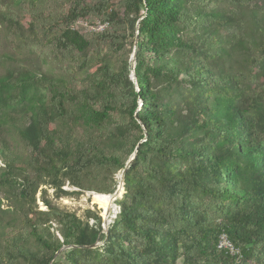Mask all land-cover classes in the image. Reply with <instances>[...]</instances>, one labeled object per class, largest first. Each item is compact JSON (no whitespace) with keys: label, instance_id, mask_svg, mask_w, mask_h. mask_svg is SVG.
Here are the masks:
<instances>
[{"label":"trees","instance_id":"trees-1","mask_svg":"<svg viewBox=\"0 0 264 264\" xmlns=\"http://www.w3.org/2000/svg\"><path fill=\"white\" fill-rule=\"evenodd\" d=\"M134 152L106 237L41 188L106 218ZM0 162V264H264V0H0Z\"/></svg>","mask_w":264,"mask_h":264},{"label":"rangeland","instance_id":"rangeland-1","mask_svg":"<svg viewBox=\"0 0 264 264\" xmlns=\"http://www.w3.org/2000/svg\"><path fill=\"white\" fill-rule=\"evenodd\" d=\"M24 7H26V6L25 5L22 6V8H24ZM15 12H18V15H17L18 19L26 26L27 22L30 20V16L27 13V11L26 10L22 11V10L15 9ZM77 25H78V28L82 30V32H90L91 31L90 30V26L91 25H86L85 23H82V22H78ZM4 41L5 40L2 39L1 44ZM2 47H3L4 50H7V51L14 50V47L12 45H10L8 43H5V42L2 44ZM29 66L30 67H34V66H38V64L29 63ZM140 106H141V102L139 101V105H138L137 110H139ZM0 164H1V162H0ZM120 174L121 173L116 175L117 185H118ZM41 188L46 189L47 197L58 208L63 209V210H67V211H70V212H74L81 219H85L86 210H91L95 214H97V215H99L101 217V220H102V223H103V220L105 218L102 216L101 209L98 208V205L92 203V194L90 192H80L79 194H71V195L60 197V198H54L53 189L50 188V186H42ZM63 188L65 190H69V191L70 190H78L77 188L70 187L68 185L67 181L64 183ZM94 202H96V201H94ZM36 203H37L38 209H40V210L46 209V207L40 201V192H38L36 194ZM7 204L8 203L6 201L2 200L1 207L2 208H6ZM115 207H117V205H116L115 201H113L111 209H113V211H114ZM111 213L113 214L114 212H111ZM112 214H110V215H112ZM90 222H92V220H90Z\"/></svg>","mask_w":264,"mask_h":264},{"label":"water","instance_id":"water-1","mask_svg":"<svg viewBox=\"0 0 264 264\" xmlns=\"http://www.w3.org/2000/svg\"><path fill=\"white\" fill-rule=\"evenodd\" d=\"M136 46H137V41L135 40L134 42V46H133V52L131 55V79L133 80V82H136L135 76H134V66H135V52H136ZM135 156V152L132 154V156L130 157V159L127 161L125 168L122 170L120 177H119V181H118V185L115 189V191L111 194H106L108 197L111 198V200L115 201L117 199V197H121L122 194L124 193V181H123V177H124V173L125 170L129 167L131 160L134 158ZM91 194H93V192H90ZM111 212H114L113 209H108L107 210V217L103 220L102 223V232L105 234V237L107 235V230L109 227V216H111L110 214H112ZM100 242H95L94 244L88 246V247H95L97 245H100ZM51 263V262H50Z\"/></svg>","mask_w":264,"mask_h":264},{"label":"built area","instance_id":"built-area-1","mask_svg":"<svg viewBox=\"0 0 264 264\" xmlns=\"http://www.w3.org/2000/svg\"><path fill=\"white\" fill-rule=\"evenodd\" d=\"M106 23H97L94 26H90L91 31H102L105 27ZM119 212L118 206L115 207L114 213L109 216V222L111 223L113 219L116 217V214ZM216 248L220 251L225 252L226 254L235 258V260H240L241 258V250L240 248L236 247L228 238L225 232H221L218 236Z\"/></svg>","mask_w":264,"mask_h":264}]
</instances>
